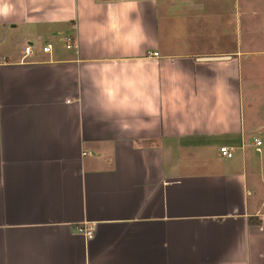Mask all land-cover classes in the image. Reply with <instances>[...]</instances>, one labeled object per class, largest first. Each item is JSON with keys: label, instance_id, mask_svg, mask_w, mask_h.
Listing matches in <instances>:
<instances>
[{"label": "crops", "instance_id": "crops-1", "mask_svg": "<svg viewBox=\"0 0 264 264\" xmlns=\"http://www.w3.org/2000/svg\"><path fill=\"white\" fill-rule=\"evenodd\" d=\"M5 2L29 10L0 17V264H215L242 225L264 231V0H144L145 55L178 56L206 99L140 134L74 103L93 0ZM225 69L234 100L220 118Z\"/></svg>", "mask_w": 264, "mask_h": 264}, {"label": "clouds", "instance_id": "clouds-1", "mask_svg": "<svg viewBox=\"0 0 264 264\" xmlns=\"http://www.w3.org/2000/svg\"><path fill=\"white\" fill-rule=\"evenodd\" d=\"M143 3L93 0L89 11L81 10L77 25L86 59L73 69L81 87L74 103L81 115L128 134L155 129L162 110L182 124L206 99L202 83L179 67L178 56L163 57L161 63L145 55L155 40L144 25ZM28 10L27 4L0 0V17L27 16ZM229 77L235 78V71L225 69L213 85L220 118L228 115L234 100ZM215 264H264V231L242 225Z\"/></svg>", "mask_w": 264, "mask_h": 264}, {"label": "built area", "instance_id": "built-area-1", "mask_svg": "<svg viewBox=\"0 0 264 264\" xmlns=\"http://www.w3.org/2000/svg\"><path fill=\"white\" fill-rule=\"evenodd\" d=\"M64 40H65V46H66L67 48H69V47H71V46L73 45V42H72L71 37L66 36V37L64 38ZM24 50H25L26 52H28V51H29V45H26V46L24 47ZM42 50L45 51V52H46V51H49V50H50V45H49V44H45V45H43V46H42ZM152 54H153V55H157V52H153ZM252 141H253V144H254L256 147L259 146V145H261V140L258 139V138H255V137H254ZM235 149H236V148H235L234 146L222 145V146L219 147V153H220V155L223 156V157L230 158V157L233 156ZM76 230H77L79 233L83 234L86 238H91V237H92L93 229H92V226H90V225H88V224H81L80 226H78V227L76 228Z\"/></svg>", "mask_w": 264, "mask_h": 264}]
</instances>
